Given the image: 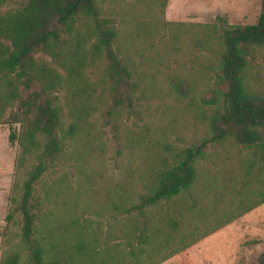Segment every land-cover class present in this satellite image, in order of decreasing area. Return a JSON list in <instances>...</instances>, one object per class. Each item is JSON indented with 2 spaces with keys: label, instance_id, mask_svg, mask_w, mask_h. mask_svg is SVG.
<instances>
[{
  "label": "trees",
  "instance_id": "trees-1",
  "mask_svg": "<svg viewBox=\"0 0 264 264\" xmlns=\"http://www.w3.org/2000/svg\"><path fill=\"white\" fill-rule=\"evenodd\" d=\"M159 1L135 35L177 39L189 24L166 20ZM101 12L98 0H0V123L17 144L5 226L18 228L0 264H159L264 202V87L248 73L264 54V0L255 23L190 24L222 86L203 98L214 105L205 135L180 146L148 141L147 123L124 127L129 155L116 174L96 113L119 131L153 94L194 87L169 78L167 49L146 65L123 52ZM62 165L74 181L56 174Z\"/></svg>",
  "mask_w": 264,
  "mask_h": 264
},
{
  "label": "rangeland",
  "instance_id": "rangeland-1",
  "mask_svg": "<svg viewBox=\"0 0 264 264\" xmlns=\"http://www.w3.org/2000/svg\"><path fill=\"white\" fill-rule=\"evenodd\" d=\"M101 16L111 19L118 31L121 50L127 52L137 61L146 65L152 57L162 55L167 49V57H160L165 62L169 78L181 73L192 83L194 90L190 96L177 94H153L143 101L140 118L130 114L121 116V130L116 131L111 124H104V109L94 116L97 127L103 131L105 157L108 172L118 173L127 161L129 148L124 144L126 130L130 127L138 131L139 125L147 123L143 132L148 141L155 138L173 145H186L199 139L206 132V115L212 110L203 98L212 97V89L222 88L217 83L214 71L208 66L215 60L212 51L202 49L194 43L201 36V30L192 23H212L217 15L226 17L229 24H251L257 21L260 13V0H168L164 17L166 20L189 24L178 32V38L169 36H136L138 32L135 21L155 17L159 0H98ZM184 31V32H183ZM141 33V32H138ZM185 33V34H184ZM251 79L264 87V54L251 60L248 69ZM168 81V79H167ZM163 86H166L163 84ZM126 123L125 125H123ZM18 127V125H15ZM145 127V128H146ZM10 125L0 123V261L9 237L18 228H6L5 216L10 210L9 193L14 176V159L17 144L8 140ZM212 151L213 146L207 145ZM65 173L74 181V169L68 165L58 168L56 174ZM50 180L52 175H48ZM40 190V183L36 185ZM93 226L97 225L96 215L89 216ZM104 220V219H103ZM105 223H102L103 232ZM264 251V202L243 213L239 217L221 226L209 235L199 239L178 253L159 264H259L258 256Z\"/></svg>",
  "mask_w": 264,
  "mask_h": 264
}]
</instances>
